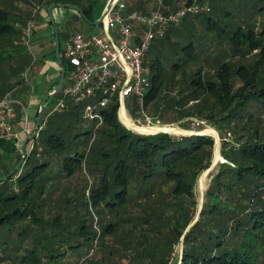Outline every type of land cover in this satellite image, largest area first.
Listing matches in <instances>:
<instances>
[{
  "label": "trees",
  "instance_id": "1",
  "mask_svg": "<svg viewBox=\"0 0 264 264\" xmlns=\"http://www.w3.org/2000/svg\"><path fill=\"white\" fill-rule=\"evenodd\" d=\"M58 1L80 6L74 0ZM211 2L209 12L189 20L186 17L179 25L169 27L155 46L157 55L145 64L151 72L152 86L145 95L143 110L153 119L160 120L164 109L177 111L191 102H197L202 112L203 102L207 104L212 98L215 104L207 117L220 124L219 131L223 123L235 129L236 123L244 122L242 132L234 130L237 144L223 143L221 154L226 162L219 165L212 179L198 222L186 233L197 216L195 188L212 163V137L134 133L120 122L118 105L103 110L101 126L86 127L81 119L82 107L73 102H68L62 112L50 114L49 108L56 105L59 94L47 101V118L42 119L34 148L21 169L0 181V264H53L66 255L58 253L60 249L80 246L69 244L71 240L65 237L66 229L58 216H46L56 211V203L57 207L62 200L68 204L65 192L55 184L47 192L45 189L53 173L54 181L67 180L74 168H82L85 162L94 177L89 191L92 206L99 208L101 215L118 217L103 233L95 232V240L123 231L125 235L119 238L123 249L141 253L139 259L135 255L132 258L142 264L264 261V133L247 126L264 116V0ZM98 3L100 0H91L87 7H81L91 23L104 11ZM192 3L187 1L185 6ZM97 4L99 16L94 18ZM10 18L9 12L0 8V100L22 83L19 75L29 66L27 48L21 40L23 31ZM68 38V33H60L61 53ZM52 56L56 60L55 49ZM14 63L20 69L16 68L12 77L5 66L11 65V69ZM178 75L181 82L175 81ZM14 78L17 81L12 83ZM174 81L178 82L177 89L168 88V82ZM132 99L144 119L141 105ZM153 104L161 105L160 113L146 112ZM21 116L18 108V119ZM182 128L189 129L186 125ZM169 130L180 134L177 129ZM7 143L13 142L0 140L1 147H8ZM21 159L19 154L16 164L3 171L0 179L8 176ZM207 177L200 179L201 193ZM17 185L19 191L15 190ZM167 187L169 193L164 192ZM85 233L86 227L79 228L80 235ZM182 237V255L175 257L174 246Z\"/></svg>",
  "mask_w": 264,
  "mask_h": 264
},
{
  "label": "rangeland",
  "instance_id": "2",
  "mask_svg": "<svg viewBox=\"0 0 264 264\" xmlns=\"http://www.w3.org/2000/svg\"><path fill=\"white\" fill-rule=\"evenodd\" d=\"M123 1H125V4H126L127 0H123ZM133 1L134 0L128 1V2H130V5H132V3L134 4L133 5L135 7L134 10L130 11L132 13L133 12L150 13L152 11H156L157 9H160L162 12L167 13L162 6L159 7L158 5H155V4H151V6H149L150 8H147V7L142 8V6H140L141 8H136V7H138L137 1L136 0L134 2ZM174 1L176 2V0H174ZM197 1L198 0L192 1L193 3L187 7L185 6V2H183V1L177 2L175 4V6L172 8L173 10L171 12L182 11L185 8L187 9V8L192 7L193 5L201 6L202 4L197 2ZM205 3H207V2H205ZM208 3L211 5L212 4L211 0H209ZM98 4L96 5V8H94V14H93L94 18L99 16V10L98 9L100 7ZM163 5H164V0H163ZM42 7L43 6L39 5L40 9H42ZM127 9H128V7H127ZM8 10L12 11V12L9 11V14L11 15L10 22L13 25L15 22H19L23 33L26 30L29 22H34V34H35V28H36L35 23L37 21L35 20L34 17L39 16V12H38L39 10L37 8H36V12L31 13V15L29 17L22 19V20H25L24 22L22 20L16 21V18L19 15H17L11 9H8ZM142 10H144V11H142ZM97 11H98V14H97ZM68 12L72 13L71 10H68ZM71 15L72 14L68 15V17L66 18V20H67L66 21V27H65L66 33H68V34H71V33L73 34L75 32L86 33L88 31L92 30L91 26L88 23H86L83 19H80L76 15H72V16ZM195 15L196 14L189 13L186 17L189 20V19L194 18ZM100 17H101V15H100ZM21 23H23V24L21 25ZM58 23H59V21H58ZM18 29H20V28H18ZM134 30H135L137 35H140L142 32H144V29L137 24L134 25ZM40 33H42V32H40ZM34 34L32 36V39L35 38ZM47 34H49L47 37L51 39V42L49 45H50V48L52 50L53 49V39H52L53 32H51V29L48 28L47 32H45V35H47ZM23 37H24V34L22 35V43L27 48V57L26 58H28V62H29V66H27L25 68V70L20 73V75L22 74L21 80H23V82L25 83L26 80L30 77L31 73H33V72L40 73V71L43 70V68L45 66V63L43 62V57H44L43 55H44V52L46 50V46H45L46 44H44V43L42 44V42L37 43V42L43 40V39L41 40V38L37 37V39H35L34 41L31 40V43L29 45H26V42L23 40ZM160 40L161 39L158 38V41H156L154 43V46H153L154 48L151 49V51L148 53V55L146 57V63L150 64L151 61L154 59V57L157 55V52L155 50V46L158 45L157 43ZM254 53H256V52H254ZM51 59L54 60L53 56L51 57ZM10 66L11 65H7V66H5V68L7 69V73L10 76L14 77L15 73H16V68L19 67L18 69H20V66L16 65L15 63L12 65L11 69H10ZM178 76H180V75H178ZM178 76L175 78V81L177 79L178 82H181V76L179 78H178ZM24 78L26 80H24ZM175 81L174 82H168L167 87L172 88V89H174V88L177 89L178 82H175ZM237 83H240V82H237ZM54 86H55V84H54ZM27 93H28V86H25L21 90L19 89L17 91V93L13 92L12 95L14 96V95L18 94L21 97ZM172 95H174V94H172ZM137 103L139 104V102H137ZM196 103L197 102H191V103H188L184 106L182 105V107H179L177 111H174L171 109H167V110L164 109V113H163L164 115L162 114L163 117H161V119H160L161 121L155 120L156 124L150 125L151 127H149V125L146 124L139 117L140 111L138 110V106L132 98L127 99L126 106L128 109V114L132 118V120L138 124L140 122V124L143 125L142 127L139 125L141 128H152V129L159 128V127L164 128L163 129L164 133L171 134L174 137L191 136V135L190 134L189 135L188 134H181V133L180 134H173L171 131H169V130L167 131L166 129L178 128L180 130H184L187 132L189 131L192 133H200V132L205 131V132H207V134H204V136H209V137H212L214 139L215 145H214V153H213V159H212L211 166L213 165V163L215 166L211 171H208L209 168L211 167L210 166L200 177V179H201L202 176H204V178L208 176L207 182H206V188L203 190V192L201 193L200 188H199L200 179H199L197 186L195 188L196 206L194 208V211H196V215H197L196 219H197L199 216L201 207H203L205 194H206V192H207V190H208V188L212 182L214 175L217 173V171L219 169V165L221 163L226 162L225 159L223 158L222 154H221V149L224 146L223 143L226 142L231 146H235L237 144V140H236V135L234 134V130H236L238 132H242V127L244 126V122L236 123L238 126H236L235 129L233 128L234 127L233 125H227L226 123H223V124H221V126L223 128L222 132H221L218 130V126L220 124H218L212 120H208V117H207V115L210 114V112H211V110H210L211 107L215 104L213 99L212 98L207 99V104H204V102H203L202 112L199 111V108L197 107ZM112 106H113V104L110 105V107H112ZM160 106L157 107L153 104L146 110V112L158 114L161 112ZM162 107H163V105H162ZM38 112H39V109L36 113V119L38 117ZM178 112H180V114ZM134 113H136L137 116H134L135 115ZM177 116H179V118L175 120V118H177ZM43 118L46 119L47 116L44 117V115H43ZM81 119H83V124L86 125V127L87 126L94 127L96 125L95 122L87 119L86 117L81 116ZM167 120H170V122H174V123H171V124L164 123ZM120 122H121V120H120ZM201 122H203V124ZM198 124H201V125H198ZM182 125H186L189 129L188 130L183 129ZM247 126L249 129H252L253 132L256 129H258L259 132L263 134L264 133V116H262L260 118H256V119H254V121L248 122ZM32 129H34V128H32ZM132 132L137 133V134L145 133V132H136L134 130ZM153 133L154 132H147L145 134L152 135ZM145 134H143V135H145ZM216 137H218V138H216ZM33 148H34V142L32 140V142L29 143V146L26 149V153L27 154L30 153L33 150ZM39 150H42L41 146L39 147ZM216 158H218L217 161H215ZM82 166H83L82 168L79 165H78V167L74 168V171H73L72 175L70 176V178H68L67 180H64V181H61V180L54 181V179H53L54 173H53L51 176V179L48 180V183H47V186L45 189L47 192L51 188V186H53L55 184V186L59 185V186H57V189H60L61 192H65L64 199L65 198L68 199V204L65 205L64 201L62 200L59 207H57V205H56L57 203L56 204L54 203L56 211L51 213V214L46 213V216L49 219H52V218L55 219V217L58 216L59 217L58 221L61 222V227L63 229H66L64 232V235H66L65 237L66 238L68 237L71 240V242L69 244L71 246L80 245L78 248L69 249L65 246L67 249L65 247L63 248V250L60 249V251H58V253H61V251H63V252H66V255L64 257H61L60 259L54 260L53 264H142L138 260L140 258L141 253L139 255L138 252H135L133 250L126 252V250L123 249V243L121 244L119 241V238H121L123 235H125L123 231H118L114 235L104 236V238L100 239V240L98 238L96 240L93 238L95 232H97L98 234L103 233V229L107 225L117 222L118 217L116 215H112V214H102L101 215L99 213V210H98L99 208L92 206L90 199H89V191L91 190L92 183L94 181V177H93V173L91 171L89 163L87 164L85 162V163H83ZM0 171H1L0 175L2 173H4V172H2V170H0ZM15 190L19 191L18 185L15 186ZM164 192L169 193L170 188L169 187L165 188ZM172 201H174V200H172ZM189 203H191V201H189ZM171 205H172V203H171ZM51 207H52V205H51ZM82 226L86 227V233L84 236L79 234V228H81ZM183 241H184V237H182L179 244H176L174 246V256L175 257L182 255ZM133 255H135V257L137 256L138 259L135 260L134 259L135 257L132 258ZM260 264H264V261L262 260V262Z\"/></svg>",
  "mask_w": 264,
  "mask_h": 264
},
{
  "label": "built area",
  "instance_id": "3",
  "mask_svg": "<svg viewBox=\"0 0 264 264\" xmlns=\"http://www.w3.org/2000/svg\"><path fill=\"white\" fill-rule=\"evenodd\" d=\"M155 2L159 7L163 5V0ZM209 11V3H204L178 12L164 13L157 9L150 13H132L123 0H118L99 26L98 32H75L65 41L61 53L66 67L65 84L50 114L62 112L68 102H73L82 107L83 117L95 122L97 128L104 122L103 110L113 104L118 105L121 123L131 130L124 123L122 112L134 122L126 106L127 99L134 97L141 105L142 120L149 127L156 124L155 119L143 110L145 95L152 86L151 72L145 65L146 57L154 41L162 38L169 27L179 25L189 13ZM135 24L144 29L140 35L134 30ZM33 34L34 22H29L24 31L26 45L31 43ZM18 108L23 116L24 104L11 93L0 100V140L17 142L21 134L33 136L35 133L26 116L21 130L14 129L19 120ZM134 123L143 126L140 122ZM162 132L164 130L152 135Z\"/></svg>",
  "mask_w": 264,
  "mask_h": 264
},
{
  "label": "crops",
  "instance_id": "4",
  "mask_svg": "<svg viewBox=\"0 0 264 264\" xmlns=\"http://www.w3.org/2000/svg\"><path fill=\"white\" fill-rule=\"evenodd\" d=\"M52 1H57L56 3H52V4H62L58 0H0V8L1 9L6 10L7 12L10 11L8 9H11L17 15H19L16 18V21L17 20L21 21L23 18L29 17L31 15V13L36 12V8H37L39 10L38 11L39 16L34 17L37 22L35 23V27H36L35 28V34H34L35 38L32 39V41H34L35 39H37V37H39V38H41V40L42 39L43 40L39 41L37 43L42 42V44L43 43L46 44L45 45L46 50H45L44 55H43L44 56L43 62L45 63L43 70L40 71V73H36V72L31 73L30 77L27 80L24 78V80H26V82L24 83L22 81V83L19 86H17L16 89L13 91V92L17 93V91L19 89L21 90L23 87L28 86V93L21 96V97L19 95V97H20L19 99L22 101V103L25 106V114L19 118L18 122L15 123L14 129L16 131L21 130V126L23 125L24 116H26V118L28 119L29 126H31L32 128L35 129L36 121H37L36 113H37V111L41 105V102L43 101V98L45 97V95L52 90L56 80L61 75V67L57 64L56 60L51 59L52 53L55 49V37H54L55 35L52 36V39H53V49L52 50H51L50 45H49L51 42V39L47 37L49 34L45 35V32H47L48 28L51 29V32H53V34H54L52 23H51V25L48 24V22L51 20H50V16L48 13V7H46V5H45V4H47V2H52ZM74 1L78 2L80 4V6L74 5V4H71V5H74V6L81 8V7H87L90 4L91 0H74ZM108 1L109 0H100L99 5L104 6V9H105ZM128 1H130V0L126 1L128 10L129 11L134 10V8H135L133 6L134 4L132 3V5H130V2H128ZM136 1H137V5H138V7H136V8H141L140 6H142V8H144V7L150 8L149 6H151V4L157 5L155 0H136ZM180 1H183L186 3L187 1H195V0H176V2L174 0H164V5H162V7L164 8V10L167 13H169L173 10L172 8L175 6V4L177 2H180ZM39 5L43 6L42 9L39 8ZM71 11H72V13H69L68 9H61V8H56L53 10V16L55 18V21H56V24L58 27L59 36H60V33L61 34L66 33L65 27H66V21H67L66 18L68 17V15H70V14L76 15L80 19H83L80 16V14H78L77 12H75L73 10H71ZM142 11H144V10H142ZM10 12H12V11H10ZM22 21L24 22L25 20H22ZM58 21H59V23H58ZM22 24L23 23H21V25ZM14 25L17 28H20L22 30L19 22H15ZM90 26H91L92 30L88 31L86 33H93V32L99 31V27H93L92 25H90ZM40 32H42V33H40ZM70 35H72V33L69 34V36ZM23 40H24V37H23ZM15 44H17V42H15ZM21 76H22V74L20 75V77ZM16 81H17L16 78L12 79V83H15ZM13 92H11V94H13ZM49 110H51V108H49ZM31 137L32 136H29L26 134H21L20 140H18L17 142H13L12 144L7 143L8 147H3V146L1 147L0 146V170H2V172L9 170V169L11 170V168L16 164L17 160L19 159V154L22 155V149H23L24 144H26V149H27V147L29 146V143L32 142V140H30Z\"/></svg>",
  "mask_w": 264,
  "mask_h": 264
},
{
  "label": "water",
  "instance_id": "5",
  "mask_svg": "<svg viewBox=\"0 0 264 264\" xmlns=\"http://www.w3.org/2000/svg\"><path fill=\"white\" fill-rule=\"evenodd\" d=\"M118 0H109L101 17L91 23L88 21V19L86 18L83 10L77 6L71 5V4H52L51 6L48 7V13L50 16V20L53 26V30H54V35H55V57H56V62L57 64L61 67V75H60V79L58 84L49 92L45 95V97L43 98V101L41 102V105L39 107V112H38V117H37V121H36V127H35V133L33 134V136L31 137L30 140H34V138L37 137L39 130H41V121L44 115V111H45V107L47 104V101L58 96L62 89L63 86L65 84V77H66V67L63 63L62 57H61V44H60V36H59V31H58V27L55 21V18L53 16V10L56 8H61V9H68V10H73L75 12H77L78 14H80V16L90 25H92L93 27H99L103 24V20L108 16V13L110 11V9L112 8V6L114 5V3H116ZM164 133V132H163ZM141 134H145V133H141ZM188 134H190L191 136L193 135H203L201 132L200 133H192V132H188ZM147 135V134H145ZM218 138V137H216ZM27 153H26V144H24L23 149H22V159L19 162V164L17 165V167L15 168V170L13 172H11L8 176L3 177L0 179V181H4L7 178L12 177L13 175H15L22 167L25 159H26ZM214 163L213 165L209 168L208 171H211L214 168ZM203 203V202H202ZM202 210V207H201ZM200 210V213H201ZM200 213L198 218L193 222L192 225L189 226V228L187 229L186 233L190 230V228H192L196 222H198L199 218H200Z\"/></svg>",
  "mask_w": 264,
  "mask_h": 264
},
{
  "label": "bare ground",
  "instance_id": "6",
  "mask_svg": "<svg viewBox=\"0 0 264 264\" xmlns=\"http://www.w3.org/2000/svg\"><path fill=\"white\" fill-rule=\"evenodd\" d=\"M122 118H123L124 123L126 124V126H128L130 129H132V130H134L136 132H145V133H147L146 131L155 132V131H159V130H163L164 129V128H160V127L159 128H155V129H152V128H141L142 126L141 127L137 126L134 122H132L129 118H127L126 115H125V112H122ZM169 129H177L179 131V133H181V134H188V132H189V131L187 132V131H184V130H180L178 128H169ZM169 129H166V130L168 131ZM201 133L202 134H207V132H205V131H203Z\"/></svg>",
  "mask_w": 264,
  "mask_h": 264
}]
</instances>
